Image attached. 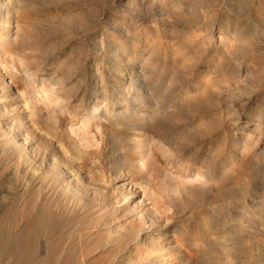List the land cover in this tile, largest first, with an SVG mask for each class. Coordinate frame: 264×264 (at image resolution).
Returning a JSON list of instances; mask_svg holds the SVG:
<instances>
[{
	"label": "rangeland",
	"instance_id": "1",
	"mask_svg": "<svg viewBox=\"0 0 264 264\" xmlns=\"http://www.w3.org/2000/svg\"><path fill=\"white\" fill-rule=\"evenodd\" d=\"M9 1L0 264H264V0ZM122 50L158 124L86 115L95 85L124 102Z\"/></svg>",
	"mask_w": 264,
	"mask_h": 264
},
{
	"label": "bare ground",
	"instance_id": "2",
	"mask_svg": "<svg viewBox=\"0 0 264 264\" xmlns=\"http://www.w3.org/2000/svg\"><path fill=\"white\" fill-rule=\"evenodd\" d=\"M144 0H139V3H143ZM173 5V11L174 14H171L170 12H167V9L161 7L158 9L157 12L159 14L157 15L160 18H163L162 24H168L167 21L170 19H174L176 22H185V17L186 15H192L195 16L197 11L192 8V7H187V2L183 0H172L171 1ZM12 3L9 0H0V39H8L9 38V28H10V23L12 20ZM175 15V16H174ZM164 16V17H163ZM203 24V23H202ZM174 28V27H171ZM225 31L226 28H224ZM235 36V33L233 32L231 34V38ZM116 56H123L124 61L126 62L125 65L129 67V71H126V73H123V71H119L118 73L121 74L122 78L126 77L128 80L126 88L120 89L117 94H113V98L117 100L123 99V103H117L114 109L112 106H107L106 104V99H107V94L105 92V89H101L99 86L95 85L94 86V91L92 92L91 95V100L90 102L92 105H89L88 113L86 114L88 117L94 118V119H100L103 118L104 120H107L109 115L112 118L113 121H119L121 123H125L128 125H131L132 130H137L136 127V121L139 117H141V120L143 124L148 125V123H159L158 119L156 117H148L147 112L149 111H155L153 107L154 105L158 104V100H155L154 97L152 96L153 94V89L152 88H145L146 80L147 77L144 76L143 74V67L147 66V63L149 61V58H146L143 60V63L139 65V69L141 71H135V66L136 61L132 60L133 56L127 52V50H122V52L119 54L117 51L114 52ZM150 57V55L148 56ZM23 72H26L25 69H23ZM150 75V74H149ZM148 75V76H149ZM55 81V80H54ZM58 81H55L53 83V86L51 87V91L56 89L58 87ZM140 97L143 99L142 106L145 108L138 110V104H137V98ZM61 99H65V97H61ZM83 100V99H82ZM81 100V101H82ZM81 101L79 102V105H81ZM103 103V105L99 106L100 103ZM115 102V101H114ZM113 102V103H114ZM123 104L122 107H119ZM80 107V106H79ZM78 107V108H79ZM111 112V114H110ZM259 114L254 115L253 117L259 120ZM205 121L208 127L211 126L210 122L211 120H208V116H204ZM259 126V125H257ZM22 129V128H21ZM152 156V153L150 155ZM115 165V168H122L124 165V160L121 161L120 158L114 160L113 162ZM142 167L141 165L139 168ZM141 169V168H140ZM198 173H201V170L198 171ZM203 174V173H202ZM201 175V174H200ZM199 176V174H198ZM152 188V187H151ZM150 189V188H149ZM125 191V190H124ZM132 192H130V189L127 190L126 192V198L131 197ZM125 195L124 198H125ZM129 196V197H128ZM177 229H174L172 231V235L168 236L167 233H162L159 231L156 232V237H155V242L158 245H162V243H168V244H173L174 240V235L176 233ZM170 238V239H168ZM172 250H176L175 246L170 247Z\"/></svg>",
	"mask_w": 264,
	"mask_h": 264
}]
</instances>
